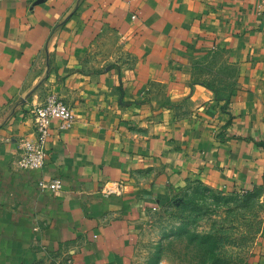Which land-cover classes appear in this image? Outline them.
<instances>
[{"label":"crops","instance_id":"0c3cea01","mask_svg":"<svg viewBox=\"0 0 264 264\" xmlns=\"http://www.w3.org/2000/svg\"><path fill=\"white\" fill-rule=\"evenodd\" d=\"M214 53L227 97L197 72ZM49 93L73 125L22 170ZM187 181L263 194L264 0H0V264H129L137 206Z\"/></svg>","mask_w":264,"mask_h":264},{"label":"rangeland","instance_id":"374dc122","mask_svg":"<svg viewBox=\"0 0 264 264\" xmlns=\"http://www.w3.org/2000/svg\"><path fill=\"white\" fill-rule=\"evenodd\" d=\"M197 72L219 96L235 90L236 70L217 53L204 57ZM136 209L129 264H248L264 226L263 194L191 181Z\"/></svg>","mask_w":264,"mask_h":264},{"label":"built area","instance_id":"2783aa9c","mask_svg":"<svg viewBox=\"0 0 264 264\" xmlns=\"http://www.w3.org/2000/svg\"><path fill=\"white\" fill-rule=\"evenodd\" d=\"M31 114L33 116V138L21 141L18 152V167L22 170L40 169L47 156L46 142L50 136V124L57 120L60 128L68 130L74 122V112L60 97L54 93L45 96L43 102L36 105ZM40 189H49L58 191L61 189V183L58 179H53L48 183H38ZM108 193L114 191L110 187H106ZM264 196V191H263Z\"/></svg>","mask_w":264,"mask_h":264},{"label":"trees","instance_id":"16d2710c","mask_svg":"<svg viewBox=\"0 0 264 264\" xmlns=\"http://www.w3.org/2000/svg\"><path fill=\"white\" fill-rule=\"evenodd\" d=\"M210 88V87H209Z\"/></svg>","mask_w":264,"mask_h":264}]
</instances>
